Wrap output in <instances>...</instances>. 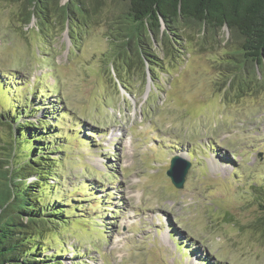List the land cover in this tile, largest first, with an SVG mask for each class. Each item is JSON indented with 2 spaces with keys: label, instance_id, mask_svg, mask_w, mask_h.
<instances>
[{
  "label": "rangeland",
  "instance_id": "obj_1",
  "mask_svg": "<svg viewBox=\"0 0 264 264\" xmlns=\"http://www.w3.org/2000/svg\"><path fill=\"white\" fill-rule=\"evenodd\" d=\"M97 1L100 16L72 20L71 30L55 37L37 34L36 19L24 28L14 24L17 6L0 0V149L10 143L17 118L25 125L46 116L48 140L62 137L49 174L58 186L48 180L44 192L62 197L70 219L45 232L43 259L264 264L257 221L263 201L252 192L264 191V84L243 97L226 93L223 30L206 49L192 37L171 59L159 52L166 70H158V81L149 71L131 80L126 74L127 91L108 65L115 44L109 35L124 5ZM26 142L17 148L23 157L31 147ZM174 156L191 163L182 189L166 174Z\"/></svg>",
  "mask_w": 264,
  "mask_h": 264
},
{
  "label": "trees",
  "instance_id": "obj_2",
  "mask_svg": "<svg viewBox=\"0 0 264 264\" xmlns=\"http://www.w3.org/2000/svg\"><path fill=\"white\" fill-rule=\"evenodd\" d=\"M117 1L124 8L120 17L117 10L116 18L120 21L116 32L109 35L115 44L108 65L114 67L117 81H121L125 90L126 74H131V80L139 71H149L156 76L158 70H166L159 52L171 59L175 47L183 51L179 46L192 37L206 49L214 46L215 37L223 30L229 34L225 42L227 60L224 64L230 69L224 79L228 87L226 93L233 91L236 96L243 97L263 87L264 83L259 82L264 76H258V71L264 69V0ZM1 2L17 6L14 24L24 28L36 19V33L43 36L54 33L58 37L66 28L71 30L72 20L81 22L83 18L87 21L100 16L102 11L97 0L93 3L67 0L65 4H61V0ZM107 72L110 74L109 69ZM155 80L158 81L157 76ZM33 96L38 99V95ZM18 112L23 114L22 110ZM54 113L50 109L47 114L54 117ZM18 119L9 126L10 143L6 144L7 148L0 149V264H51L43 259L47 257L40 245L44 243L41 238L56 227L55 224L62 225V219H70L69 206L62 197L44 192L48 180L55 181L50 187L58 186V178L49 174L57 166L56 153L62 152L55 148L56 141H61L62 137L57 133L53 141L48 140L50 122L46 116L34 122L27 121L25 125ZM26 138L31 141V147L23 157L17 154V148L29 144ZM48 145L54 149L49 150ZM16 155L23 158L22 163L16 162L19 167L12 165ZM30 177H35V181L29 183ZM252 192L263 201L257 221L264 229V191ZM47 196H52L53 201H45Z\"/></svg>",
  "mask_w": 264,
  "mask_h": 264
},
{
  "label": "water",
  "instance_id": "obj_3",
  "mask_svg": "<svg viewBox=\"0 0 264 264\" xmlns=\"http://www.w3.org/2000/svg\"><path fill=\"white\" fill-rule=\"evenodd\" d=\"M190 164L180 158L174 157L171 160L170 169L166 172L167 176L171 179V183L175 188H182L187 171Z\"/></svg>",
  "mask_w": 264,
  "mask_h": 264
}]
</instances>
